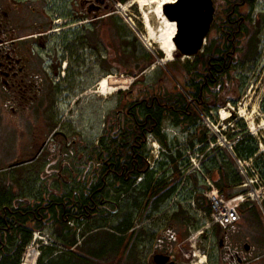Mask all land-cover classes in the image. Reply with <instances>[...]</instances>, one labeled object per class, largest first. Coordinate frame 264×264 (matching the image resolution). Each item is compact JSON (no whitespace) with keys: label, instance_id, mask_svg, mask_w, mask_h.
<instances>
[{"label":"flooded vegetation","instance_id":"flooded-vegetation-1","mask_svg":"<svg viewBox=\"0 0 264 264\" xmlns=\"http://www.w3.org/2000/svg\"><path fill=\"white\" fill-rule=\"evenodd\" d=\"M119 1L130 0H0V133L12 138L16 157L12 168L20 172L19 181L12 188L16 191L25 184L33 193L4 205L7 244L11 250L18 248L13 237L24 230L22 220L33 228L37 225L35 220H43L45 214L49 217L54 212L66 213L73 217V228L82 234L86 225L92 223L90 215L116 204L119 252L91 257L88 264H264V206L239 208L236 221L222 227L198 207L196 194L190 192L188 197L155 202L149 191L144 200L129 205L117 198L121 177L128 189L122 196L145 192L149 187L147 154L130 156L134 160L130 167L136 165L137 169L126 171L124 167L128 165L122 163V171L118 172L115 161L102 158L106 142H99V138L104 132L99 138L93 137L95 128L84 127L73 109L81 96L94 94V79L87 78L85 83L80 80L91 75L93 64L103 74L116 70L118 76L133 77V85L143 82L142 72L135 65L131 71L121 69L123 22ZM211 2L214 20L199 56L207 52L215 37L225 34L230 40L250 18L254 24L264 18V4L258 0ZM167 10L171 18V9ZM176 58L181 59L179 53ZM220 71L216 70L217 75ZM132 86L119 93V100L125 99V105L116 107L115 114L123 128L138 130L137 139L145 124L143 107L148 104ZM226 90L216 105L232 104L242 94L239 88L228 94ZM200 95L203 104L202 87ZM128 102H134L136 111L130 109ZM112 122L113 117L106 121L108 125ZM164 122L162 128L173 127L169 120ZM136 139L132 147L138 146ZM140 158L146 162V169H140ZM180 179L181 176L171 183L180 186ZM164 180L168 182L166 177ZM52 194L65 198L67 203L57 201ZM0 198L5 200L1 195ZM126 208H130L128 214L123 213ZM35 232L44 234L33 231L32 239ZM37 246L42 251V244ZM37 264L43 262L38 260Z\"/></svg>","mask_w":264,"mask_h":264},{"label":"trees","instance_id":"trees-1","mask_svg":"<svg viewBox=\"0 0 264 264\" xmlns=\"http://www.w3.org/2000/svg\"><path fill=\"white\" fill-rule=\"evenodd\" d=\"M253 8V6H252ZM264 23V18L261 17L258 22L253 23L252 19H249L247 24L240 25V33L237 32L235 37L230 36V40L226 39L225 34L222 37H215L211 43L208 44L206 48V53L203 55H198L194 57V61L190 63L187 61L185 64L180 63V61L168 62L169 73L164 71L159 74L156 80H150L146 82H141L137 85H133V89H138V93L145 100L147 99L148 106L143 107L142 118L145 122L144 129L141 130V136L137 137L138 130L128 131L122 127L121 120L118 119V115L114 114L112 124H105L103 130L104 134L99 138V142H106V148L102 155L104 160L109 162L115 161L118 164L117 171L121 172V165L125 163L127 167L125 170L137 169L136 165L134 168L130 167V162H134L130 156H136L138 154L146 155V139L148 135H152L155 140L163 143L166 146L164 140V135L161 133L162 125L164 121H168L174 128H181L183 132L188 134L189 132L195 134V138L201 135L197 140L191 141L188 149L193 148L196 143L201 146V152H204L206 148L209 147L208 133L206 134L201 131L199 125L201 120V113L208 114L213 110L221 109L225 104H218L222 97L221 93H224L225 89L227 94L233 89L239 88L240 93L243 86L246 84V78L238 76L236 71L242 69L246 64L253 62L256 63L258 60V34L262 24ZM234 30H238L234 27ZM159 57L162 54H158ZM158 56H145L143 59L138 58L137 55L134 56L132 62L140 72L144 69L149 68L155 64ZM146 63L142 65L143 61ZM219 65V66H218ZM222 69V70H221ZM216 70L221 72L217 75ZM171 74V75H170ZM177 74L180 78L177 77ZM201 87L203 95V104L201 102ZM184 91V94L182 93ZM122 93V92H120ZM183 96L180 99L178 95ZM242 94L237 99H233L232 104L238 103L241 99ZM134 99H132L133 101ZM181 102V103H179ZM215 102V103H214ZM176 103V105H174ZM214 103V104H212ZM125 105V99L119 100L117 109L123 108ZM128 106L131 107L132 111H136L134 107V102L129 103ZM174 108L176 110H174ZM188 109L186 111L185 109ZM138 117V116H137ZM140 118V117H138ZM125 127V124H123ZM201 131V132H200ZM138 141L137 147H132L133 140ZM242 141L237 148L238 154L242 158H249L256 154L257 146L251 140ZM175 145L176 140H174ZM175 145H171L164 149L166 152L163 157L166 161L157 162L156 168L153 167L149 171V187L146 188L145 192H137L129 195L122 196L128 192L125 188L126 180L124 177L120 178V188L118 190V197L121 199V203L129 205V203L140 202L148 196L150 191L151 199L155 202L169 201L172 196L177 191L179 184L171 183L180 177L178 172L179 164L178 159L181 158L183 149L181 151L177 150ZM215 151L208 153L207 160L202 163V170L208 176H210L211 181H213L217 190L221 194L232 197V188L240 182L239 176L235 169H233L232 164L225 159V155L221 151H218V155H213ZM213 155V156H212ZM262 158V157H261ZM259 159L257 165L261 169L262 177L264 178V159ZM137 162V161H136ZM140 163V169H146L147 165L143 158L138 159ZM143 164V165H142ZM156 165V163H155ZM169 169L166 171L165 169ZM15 170V168H12ZM9 169V170H12ZM124 171V170H123ZM160 171L164 174L158 177ZM14 177L12 178L13 185L18 183L19 171H15ZM172 172L174 174V180L171 182H166L164 177L168 173ZM139 175V171L137 172ZM157 174V176H156ZM18 176V177H16ZM157 177V178H156ZM192 182L194 183L193 191L196 192L198 207L205 213L211 212V205L208 203L207 199L204 198L201 191L199 190L200 179L193 175ZM22 185V184H19ZM26 185H22L18 190L12 188V185L6 186V188L0 187V195L5 199L0 198V264H20L23 250L29 246L32 240L33 231L44 232L46 229L51 230V237L57 240L61 244L56 243L55 247L44 246L41 251V257L39 262H45V264H88L90 261L89 256L95 257L114 251L115 254L119 252L118 250V232L119 224L117 214L116 204L109 205L107 208L98 212L96 215H90L89 220L91 224H87L86 228L83 230L81 236L84 238L82 243H78V235L76 228H73V217L67 216L66 213L54 214L52 216L44 215L43 220H35L36 226L31 227L30 223L26 220H22V227L24 230L18 232L19 236L16 234L13 237V242H18L19 246L17 249L11 250L8 243V235L5 233V228L7 226V221L5 220V212L3 210L4 205L7 202H11L20 196L32 195L30 189H26ZM59 190V187H55ZM62 190V189H61ZM29 193H27V192ZM193 191L190 194L193 195ZM195 194V193H194ZM191 195V196H192ZM53 194L51 195V197ZM54 199L62 203H67L65 198L59 199L58 196H53ZM40 200H43L42 195H40ZM130 208H126L123 213L128 214ZM62 211V208H59ZM45 210H43L42 213ZM52 224V226H50ZM80 221L78 220V225ZM71 225V226H70ZM99 231H104L106 235L98 239L96 245L87 246L88 240L94 234ZM86 235V236H85ZM97 246V248H95ZM81 250L82 253L76 252ZM60 251V252H59ZM67 251V252H65ZM57 253V254H56ZM59 258V259H57Z\"/></svg>","mask_w":264,"mask_h":264},{"label":"rangeland","instance_id":"rangeland-1","mask_svg":"<svg viewBox=\"0 0 264 264\" xmlns=\"http://www.w3.org/2000/svg\"><path fill=\"white\" fill-rule=\"evenodd\" d=\"M132 1L133 0H130L126 3H123L121 1L118 2V4H121V6L119 8V12H120V17H121V22H123L122 23V33H123L122 44H123V47H122V52H121V55H123V56H122V64H121L122 68L121 69H122V71L123 70L124 71H127V70L131 71L130 70V68H132L131 64H133L132 60H133L135 55H137L138 58L140 57L142 59L145 56L151 57L153 55L154 56L157 55L158 58H157L155 64H153L149 68L144 69V71L140 74L141 80L143 82L145 80L146 81L156 80V78L159 76V74H161V72H163V71L165 73L170 72L169 66L167 63L171 62V61H166V58H167L166 53L162 52L159 49L158 44L154 42V37L152 35H150V33L145 28V24H144L143 19H142V13H141L142 11L139 10L137 5L131 6V7L128 6L129 4H131ZM151 9H149L148 13L151 12V19L153 21L152 24L154 27H156V29H158L157 27H159L161 25L160 21H158L157 15L154 12L153 8H151ZM132 27H134V29ZM257 38H258L257 49H258V53H259V56L257 59L258 61L256 63L250 62V63L246 64L242 69H239L236 71V74L238 76H240V78H242V77L246 78V84L243 86V89L241 91L242 97H241L240 101L236 105L231 104V107L233 109L231 114L234 115V117L235 116L236 117L230 121L221 122L220 117L217 114V112H218L217 110L211 111L212 113L209 112L208 114H204L205 118H202V116H201L200 125H199V127L201 128L200 130L203 131L204 134H206V131H207L208 136H209L210 135V128L214 129V130H218L222 134L224 133L225 129H227V131H229L230 128H233L236 131V129L239 128L240 129L239 132L242 133V135H239V136H242V138H244V141H247L250 143L249 140L252 139L254 144L256 146H258L257 145V137H259V136L261 137L260 132H258V131L260 130L261 132H263V135H264V130H263L264 129L263 128L264 127V106H263L264 103H262L264 101V23L262 24V26L260 28V31H259ZM159 53L162 54V58H161V56L159 57V55H158ZM173 58H174L173 60L179 59V58L175 59V54H174ZM178 61H180V63H182V64H185L187 61L192 63L194 61V57H188V56H187V58L181 57V59H179ZM71 63H73L72 60H71ZM75 66H76V64L73 63V68H75ZM91 69H92L91 75L88 74L89 76L87 75L86 77L82 76L80 78V80H82L81 83H85L87 78H88V80L93 78L94 79L93 89L95 88L97 83L102 79V77H104L106 75L114 76V77H117L118 79L122 80V84L119 85V87L122 89L115 92L112 96L100 97L99 95L95 94L96 89H94L93 90L94 94L90 95L88 93L87 96H81V98H79V102L76 103V105L78 104V108H76V105L74 106L73 111H75V114L77 116L76 119L80 120L82 122V125H84V127H88V125H90L92 128L94 127L95 131H93V137L97 136L99 138L103 133L102 131L105 128L106 121L108 120V118L113 117L115 114V110H116L115 108L117 107V105L119 103V93L131 90L132 89L131 86L134 83L133 82L134 78L131 76H128L126 74H124L123 77L118 76L116 74V70H110L108 74H103V71L99 67L95 66L94 64H93V67ZM97 77H99V78L97 79ZM177 77L180 78V76L178 74H177ZM228 105L229 104H227L223 108L225 109L227 107L230 110V108H229L230 106H228ZM244 107L247 108L248 114H251L254 116L255 125L257 127L256 132H253L250 129V127H249L250 125H248V121L246 120L245 117L240 118V117H238L239 115H237V112L239 113L240 109L244 108ZM204 121H205V126H204ZM168 129L169 128L164 126L162 128V131H161V133L164 135V140L166 142V146L163 143L158 141L156 147H154L155 149H153V150H152V148L149 149L148 146H150L152 138L150 137V135H148V137L146 139L147 158H148V162H150L149 163L150 164L149 171L151 170V167L156 168V166H157V162L155 165V162H154L155 158L154 157L157 154V150H159V148H160V151L167 149V147H170L171 145L172 146L175 145L174 140H176L177 144L175 146H176L177 150L181 151L182 149L183 150L186 149V145L189 146L191 141L197 140V138L199 139L202 135L201 134L199 137L197 135V138H195V134L192 132L191 133L189 132L188 134H184V133H182L181 130H179V128L178 129L177 128H171L179 134V138L177 140V139H173L174 138L173 134L168 133ZM4 134L5 133H0V187L6 188V186L13 185V183H12L13 179L12 178L14 177L15 174L16 175L18 174L17 172L15 173V171H18V170L14 171V169H12V167H9L13 163H15L14 161H15L16 157H15V152L13 149L14 147L11 145V139L12 138L10 136H3ZM230 134L231 133H229V135ZM237 134H239V133H237ZM94 140H96V138H94ZM260 141H263V143H264L263 138H261ZM184 143H185V145H184ZM196 144H199V143H196ZM218 151L219 150L215 151L213 153V155H218L219 154ZM261 159H264V156H262ZM164 161L168 162L165 159H164ZM9 169H12V170H9ZM165 170L169 171L168 168ZM25 175L27 176L28 174H25ZM18 176H16V177H18ZM171 176L174 177V174L172 172L167 174L166 180L168 182H169V179L171 178ZM23 177H24V175H23ZM175 181H177V180H175ZM199 188H200L199 190H203V182L202 181H200ZM190 191H191L190 189H188V188L185 189L184 187H181V185H180L179 188L177 189V191L175 192V194L172 196V199H179V198H183V197H188V196H190V194H189ZM231 191L233 193H236L234 188H232ZM257 206H259V205L256 204L255 202H253L252 200H249V203L247 205L241 207V208H243V209H248L250 207L257 208ZM46 233L51 234L52 232L50 229H46V231H44V234H46ZM79 233H80L79 230H77L78 242L82 241V236ZM44 234L42 236H44ZM105 235H106V233L104 231H99L98 233L94 234L92 237L89 238L87 246L96 245L98 239L103 238ZM45 238L47 240H50V239H48L47 236H45ZM51 238L53 239V237H51ZM39 241L40 240H37L36 242L38 244H40ZM54 242H56L58 245L61 244L57 240H54ZM37 243L32 245L33 243L31 242L30 246L27 248V251L25 252L27 255H29V252L36 251L37 254H39V256L36 260V263L38 262L40 255H41L40 254L41 249L38 248ZM48 243H51V242L48 241ZM95 248H97V246ZM65 252H67V251H65ZM76 252L84 254L83 252H81V250H77ZM107 254H115V252L112 250ZM89 258L91 260V256H89ZM57 259H59V258H57ZM115 261L118 262L117 259ZM23 262H24V260H23ZM29 262H30V260L27 261V264H29ZM46 262L47 261L43 262V264H45ZM30 264H32V263L30 262Z\"/></svg>","mask_w":264,"mask_h":264},{"label":"built area","instance_id":"built-area-1","mask_svg":"<svg viewBox=\"0 0 264 264\" xmlns=\"http://www.w3.org/2000/svg\"><path fill=\"white\" fill-rule=\"evenodd\" d=\"M263 3L264 0H258ZM210 137L215 140L210 143V146L206 148V151L199 152L198 146L194 147L192 151H187L181 157V160L188 161L184 162L179 171L188 175L193 172L197 173L205 181L206 190L203 195L211 205V216L213 219H217L222 227H227L233 224L238 215V208L252 200L258 205H262L264 201V178L261 175V169L257 166V156L264 155V144L259 143L260 149L256 155L250 158H242L237 152V146L240 137L232 139L226 133H220L218 130L210 128ZM221 149L225 154L227 160L233 165V168L239 175L241 181L236 184L235 191L236 195L228 198L221 194L210 180L201 170L203 158L208 153H211L214 149ZM27 258L25 263H27Z\"/></svg>","mask_w":264,"mask_h":264},{"label":"water","instance_id":"water-1","mask_svg":"<svg viewBox=\"0 0 264 264\" xmlns=\"http://www.w3.org/2000/svg\"><path fill=\"white\" fill-rule=\"evenodd\" d=\"M171 9L170 17L168 10ZM163 15L176 22V31L172 41L180 57H196L206 45V36L214 20V7L211 0H178L174 4L162 7ZM145 11L149 12L148 8ZM153 23L152 19L150 20ZM13 166V165H11Z\"/></svg>","mask_w":264,"mask_h":264},{"label":"bare ground","instance_id":"bare-ground-1","mask_svg":"<svg viewBox=\"0 0 264 264\" xmlns=\"http://www.w3.org/2000/svg\"><path fill=\"white\" fill-rule=\"evenodd\" d=\"M173 1L174 0H133L131 4L128 5L129 7L137 5L139 10L142 11V19L145 24V28L150 33V35L154 37V42L158 44L159 49L162 52L166 53V61H172L174 59L173 57L176 49L172 39L174 38L177 31L176 23L166 20V18L163 16L162 7L163 5L171 3ZM145 8H148V10L153 8L154 12L157 15V19L161 24L159 27H157L158 29H156V27H154L151 23V15L147 11H145ZM120 84H122L121 79L110 75L104 76L95 86V94L99 95L100 97L112 96L115 92L122 89L119 87ZM231 113L232 111H230L228 108H223L219 113L220 121L223 122L229 119L231 117ZM239 115L241 116V118L245 117L248 121V125H250V129L253 132H256L257 127L255 125L254 116L248 114L246 107L240 109ZM38 255L39 254H37L36 251L29 252L28 260H30V262L34 264L38 258Z\"/></svg>","mask_w":264,"mask_h":264}]
</instances>
